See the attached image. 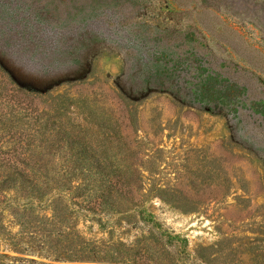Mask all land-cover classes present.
Returning <instances> with one entry per match:
<instances>
[{"label":"trees","instance_id":"obj_1","mask_svg":"<svg viewBox=\"0 0 264 264\" xmlns=\"http://www.w3.org/2000/svg\"><path fill=\"white\" fill-rule=\"evenodd\" d=\"M27 1L0 0V116L10 122L26 96L33 94L38 99L43 95L50 110L43 111L44 120L39 112L35 114L33 122L49 125L60 141L70 142L72 149L79 146V150L61 162V169L50 183L42 173L46 164L42 156L46 152L39 154L32 149L38 141L31 140L39 139V130L35 137L30 136L28 144L20 141L17 147L0 146V164L12 169L10 173H0V264H165L162 255L175 257V236L166 233L152 211L136 198L139 177H133L127 165L116 159L125 151L117 125L110 123V114L99 115L104 108L95 107L98 101L94 93L76 98L67 92L53 94L49 90L62 82H86L93 66L87 58L74 56L103 35L130 55L123 59L116 88L131 124L135 106L149 92H166L179 105L224 115L237 143L256 151L257 140L249 137L241 141L239 133L248 131V124H262L264 111L259 103L263 99L254 97L257 92L248 91L244 83L232 81L225 71L233 68L240 72V80L248 71L256 74L251 61L258 51L256 45L248 42L246 55L238 56V61L237 53L232 51L236 48L222 44L236 60L233 67H228L226 62L218 64L202 41L210 36L209 30L197 32L188 22L174 29H143L122 22L121 27L102 33L97 30L103 17L111 19L118 13L119 9L113 8L117 2H85L77 10L82 24L61 28L49 25L44 11ZM128 1L134 9L137 0ZM171 2L179 7L182 21L191 16L186 5L178 0ZM199 2L201 10H216L204 0ZM253 29L264 40V28L255 24ZM228 30L245 41L252 35L241 28ZM241 113L245 122L239 125ZM68 114L71 124L65 121ZM260 134L264 141V131L260 130ZM41 139L47 150L46 139ZM100 146H109L114 153L116 164L111 174L98 172L101 162L98 150H94ZM57 147L62 149L59 143ZM92 159L98 173L84 167ZM7 189L14 195L7 196ZM13 225L17 226L15 230Z\"/></svg>","mask_w":264,"mask_h":264},{"label":"rangeland","instance_id":"obj_2","mask_svg":"<svg viewBox=\"0 0 264 264\" xmlns=\"http://www.w3.org/2000/svg\"><path fill=\"white\" fill-rule=\"evenodd\" d=\"M178 1L191 12V16L184 21L178 11L179 7L171 0H137L134 9H131L128 0H28L27 4L44 11L49 25L67 28L82 24L77 11L82 7L81 4L113 5L117 2L112 7L119 9L118 13L111 19L103 17V24L97 30L102 33L105 29L121 27L122 22L143 29H174L184 27L188 22L197 32L209 30L210 36L202 41L207 43L217 63L226 62L228 67H233L235 59L239 61L238 56L246 55L245 46L249 43L256 45L258 51L251 59L256 74L250 75L252 72L248 71L240 80V72H235L233 68H225V71L232 81L244 83L248 91L257 92L254 97L263 99L259 105L264 111V40L253 29L255 24L264 28V0H204L216 10L199 9L200 0ZM129 17L131 21L126 20ZM114 19L115 23H111ZM232 27L251 32V38L247 37L245 41L244 37L231 33L228 28ZM225 43L236 48V51H232L237 53V58H231L224 50L221 45ZM90 45L89 49L74 56L87 58L93 66L86 82H62L49 91L53 94L67 92L76 98L91 97V93H94L98 101L95 107L104 108L103 114L99 115L104 117L110 114V123L117 125V131L121 135L120 144L125 151L122 157L116 159L127 165V171L133 177H139L136 198L152 211L166 233L175 236V257L168 259L162 255L163 262H264V141H261L263 135L260 134V130L264 131V120L261 125H246L245 129H250L239 133L241 141H248L249 137L257 140L258 150L253 151L237 143L224 115L179 105L168 93L152 91L135 106L131 124L125 115L124 103L117 97L116 88V80L123 69V59L130 55H126L112 39L103 35ZM246 50L251 53L248 48ZM1 79L3 81L2 72ZM48 105L43 95L37 99L36 95L29 94L10 122L5 116H0V146L13 148L20 141L28 144L30 136L35 137L39 130V139L31 140L38 141L32 149L39 154L46 152L42 156L46 162L42 173L47 175L46 180L51 183L61 169V162L72 152H77L79 146L72 149L70 142L60 141L49 125L46 126L42 121L39 124L33 122V116L38 112L44 120L43 111L50 110ZM1 112L0 108V114ZM68 116L69 114L65 121L71 124L72 118ZM240 117L239 125L245 122L242 113ZM41 138L46 139L47 150ZM58 143L64 150L58 149ZM96 151L101 162L98 172L102 175L111 174L116 164L113 151L109 146L96 147L94 152ZM94 152L88 154L92 155ZM95 164L92 159L85 162L84 167L95 173ZM123 168L124 166L121 167ZM11 170L0 164V173H10ZM13 192L7 189L5 194L12 196ZM17 196L21 200L27 199ZM16 228L14 226L13 230Z\"/></svg>","mask_w":264,"mask_h":264}]
</instances>
